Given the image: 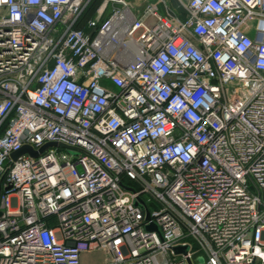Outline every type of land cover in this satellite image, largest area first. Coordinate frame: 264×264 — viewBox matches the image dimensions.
<instances>
[{
	"label": "built area",
	"instance_id": "1",
	"mask_svg": "<svg viewBox=\"0 0 264 264\" xmlns=\"http://www.w3.org/2000/svg\"><path fill=\"white\" fill-rule=\"evenodd\" d=\"M94 1L0 0V264H264V0Z\"/></svg>",
	"mask_w": 264,
	"mask_h": 264
},
{
	"label": "water",
	"instance_id": "2",
	"mask_svg": "<svg viewBox=\"0 0 264 264\" xmlns=\"http://www.w3.org/2000/svg\"><path fill=\"white\" fill-rule=\"evenodd\" d=\"M169 14H173V12L171 10L168 11ZM48 145H60V146H63V144H57L56 142H48L46 144H44L43 146L40 147L39 151H42L46 146ZM24 152H29L30 154L32 155H36V151L32 150L29 146L25 145L23 146L22 148H20L19 150H16L14 152H12L11 154V157L12 158H16L19 154L21 153H24ZM149 213L146 212V217L148 218L149 216ZM147 229H156V227L153 225V224H149L146 226ZM172 250L177 253V252H185L186 251V246H181V245H177V246H174L172 248Z\"/></svg>",
	"mask_w": 264,
	"mask_h": 264
},
{
	"label": "rangeland",
	"instance_id": "3",
	"mask_svg": "<svg viewBox=\"0 0 264 264\" xmlns=\"http://www.w3.org/2000/svg\"><path fill=\"white\" fill-rule=\"evenodd\" d=\"M169 4L174 0H166ZM175 0V5H176ZM106 252L101 248L92 249L91 251L83 252L81 255V264H99L104 261Z\"/></svg>",
	"mask_w": 264,
	"mask_h": 264
},
{
	"label": "crops",
	"instance_id": "4",
	"mask_svg": "<svg viewBox=\"0 0 264 264\" xmlns=\"http://www.w3.org/2000/svg\"><path fill=\"white\" fill-rule=\"evenodd\" d=\"M146 1L155 2L156 0H135V5H136L137 10L141 11V9H142V7H143V5H144V3H145ZM165 2H166V3H167L172 9H174V11H175L176 13H178V14H182V10H181V8L178 6V3H176V5H175V0H174L172 3L170 2V4H169L166 0H165ZM176 2H177V0H176ZM158 6L160 7L161 10H164V5H163V3H159Z\"/></svg>",
	"mask_w": 264,
	"mask_h": 264
},
{
	"label": "trees",
	"instance_id": "5",
	"mask_svg": "<svg viewBox=\"0 0 264 264\" xmlns=\"http://www.w3.org/2000/svg\"><path fill=\"white\" fill-rule=\"evenodd\" d=\"M99 0H95L94 2H92L89 7L85 10L84 14H83V20L87 19L88 17L92 16L95 10V7L98 5ZM83 20H80L81 22H83ZM80 22V23H81Z\"/></svg>",
	"mask_w": 264,
	"mask_h": 264
},
{
	"label": "bare ground",
	"instance_id": "6",
	"mask_svg": "<svg viewBox=\"0 0 264 264\" xmlns=\"http://www.w3.org/2000/svg\"><path fill=\"white\" fill-rule=\"evenodd\" d=\"M118 54H126L124 51H120L118 52Z\"/></svg>",
	"mask_w": 264,
	"mask_h": 264
}]
</instances>
